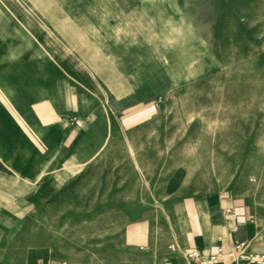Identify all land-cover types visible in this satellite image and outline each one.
Listing matches in <instances>:
<instances>
[{
  "label": "rangeland",
  "instance_id": "374dc122",
  "mask_svg": "<svg viewBox=\"0 0 264 264\" xmlns=\"http://www.w3.org/2000/svg\"><path fill=\"white\" fill-rule=\"evenodd\" d=\"M9 78L60 110L21 178ZM212 196L264 237V0H0V264H188Z\"/></svg>",
  "mask_w": 264,
  "mask_h": 264
},
{
  "label": "crops",
  "instance_id": "0c3cea01",
  "mask_svg": "<svg viewBox=\"0 0 264 264\" xmlns=\"http://www.w3.org/2000/svg\"><path fill=\"white\" fill-rule=\"evenodd\" d=\"M7 82V90H3L5 102L2 103L7 123L6 132L13 139L22 136L26 140V144L18 145L13 141L12 145L16 156L10 164H22L25 172L18 176L21 178L30 170L31 158L29 152L23 148L28 146V133L38 136L37 132L41 130V135L38 136V145H41L43 129L52 130L56 126L60 110L51 91L46 89L44 84L21 86L11 81V78ZM196 204L198 207L192 213L191 222L183 230V247L186 251L198 249L208 257L222 249L223 256L218 258L215 264H249L236 259V245L240 241L249 244L250 252L264 253V237L261 232L245 224L243 220L227 218L226 213L236 208L233 200L212 196L200 199Z\"/></svg>",
  "mask_w": 264,
  "mask_h": 264
},
{
  "label": "built area",
  "instance_id": "2783aa9c",
  "mask_svg": "<svg viewBox=\"0 0 264 264\" xmlns=\"http://www.w3.org/2000/svg\"><path fill=\"white\" fill-rule=\"evenodd\" d=\"M249 244L245 241H240L236 245V259L245 261L249 264H264V253H252L248 250ZM187 252V260L194 264H215L218 258L223 256L222 249L217 250L216 253L206 257L198 249H191Z\"/></svg>",
  "mask_w": 264,
  "mask_h": 264
}]
</instances>
